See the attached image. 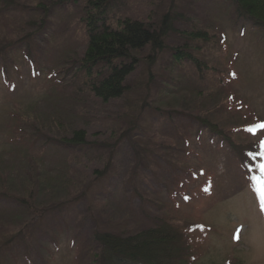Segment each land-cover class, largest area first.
<instances>
[{
    "label": "rangeland",
    "instance_id": "1",
    "mask_svg": "<svg viewBox=\"0 0 264 264\" xmlns=\"http://www.w3.org/2000/svg\"><path fill=\"white\" fill-rule=\"evenodd\" d=\"M53 1L0 0V49L26 34L33 41L30 58L24 43L0 59V264H99L94 233L126 236L162 221L204 227L191 235L199 264H264V174L253 186L228 141L200 123L235 144L264 145V29L228 0H120L113 27L170 14L175 31L154 66L133 73L130 91L105 103L75 78L93 0L64 5L39 29L38 7ZM177 48L208 69L176 63ZM78 130L92 144L84 158L22 148L25 138L41 144ZM59 205L69 214L44 218Z\"/></svg>",
    "mask_w": 264,
    "mask_h": 264
},
{
    "label": "trees",
    "instance_id": "2",
    "mask_svg": "<svg viewBox=\"0 0 264 264\" xmlns=\"http://www.w3.org/2000/svg\"><path fill=\"white\" fill-rule=\"evenodd\" d=\"M75 1L56 0L53 1L50 8L40 5L38 9L42 11V18L39 29L47 25L51 12L62 9L65 7L64 5ZM119 1H89L87 13L82 19L86 27L88 48L84 58L79 61L78 73L75 78L80 79L96 98L105 103L121 99L130 91L128 81L133 73L142 62H145L148 67L154 66L158 54L167 49L168 34L175 31L170 14L164 15L158 25L126 18L117 21L116 27H113L110 22L112 21L110 14ZM228 1L234 5L240 18H246L254 26L264 29V0ZM9 4L13 5V2L9 1ZM195 36L199 37L200 35L196 34ZM31 37L32 35L26 34L21 39L1 47L0 59L7 58V53L5 54L7 50H20L19 44L24 43H26L27 58H30L33 50ZM146 49H150V54L147 57L141 59L136 55ZM173 57L176 63H191L201 73L203 69H208L207 65L202 64L197 57L191 56L185 49L177 48ZM58 118L55 119V123ZM201 122L202 126L208 128L213 136L221 137L223 142L228 141L230 147L236 151L251 184L258 188L260 185L259 176L264 174V148L259 143L235 144L217 126L204 120ZM22 143L24 150L31 151L36 147H40V150L42 147L48 146L47 150L52 147L53 151L49 155L54 158H56L58 150L64 148L71 154L77 153L79 158L82 156L84 158L88 149L92 147L85 130L74 131L71 137L60 138L58 141L45 139L41 144H38V140L25 138ZM35 158H37V163L40 162L38 161L39 155L36 154ZM29 164L34 165L33 162ZM42 164L45 166L44 162ZM33 168L38 167L34 165ZM15 202L25 210L24 207L27 206L25 200H15ZM21 207L18 208L21 209ZM4 208L5 206L0 204V210ZM63 208L64 205H59L51 211L47 209L44 218L54 211L60 213V217L69 214ZM33 217L35 226L40 225L43 214ZM203 229L204 227L199 224L185 223L179 227L162 221L151 228L126 236L96 232L90 240L100 250L97 255L99 264H199L201 253L191 243L193 242L191 235L195 231ZM225 264L242 263L239 260L230 259Z\"/></svg>",
    "mask_w": 264,
    "mask_h": 264
},
{
    "label": "snow or ice",
    "instance_id": "3",
    "mask_svg": "<svg viewBox=\"0 0 264 264\" xmlns=\"http://www.w3.org/2000/svg\"><path fill=\"white\" fill-rule=\"evenodd\" d=\"M262 196H264V193H262Z\"/></svg>",
    "mask_w": 264,
    "mask_h": 264
}]
</instances>
